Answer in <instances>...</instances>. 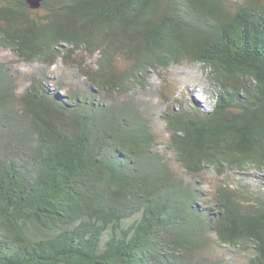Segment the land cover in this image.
<instances>
[{
  "label": "trees",
  "instance_id": "trees-1",
  "mask_svg": "<svg viewBox=\"0 0 264 264\" xmlns=\"http://www.w3.org/2000/svg\"><path fill=\"white\" fill-rule=\"evenodd\" d=\"M0 45L39 66L0 61V264H264V184L222 178L264 172V0H0ZM182 61L210 110L159 90L160 142L137 89Z\"/></svg>",
  "mask_w": 264,
  "mask_h": 264
},
{
  "label": "rangeland",
  "instance_id": "rangeland-1",
  "mask_svg": "<svg viewBox=\"0 0 264 264\" xmlns=\"http://www.w3.org/2000/svg\"><path fill=\"white\" fill-rule=\"evenodd\" d=\"M39 12L41 13V11ZM92 59L89 58L87 62L90 64V60ZM0 61L8 63L11 66V70L18 76H21L19 82L20 88L26 84L25 80H22V76H30V74L39 68L36 63H25L17 59L9 49L2 45H0ZM48 70V73L51 74L50 77L53 75L58 79L59 75L66 70V66L62 62H57L56 65L48 68ZM65 74L70 75L71 73ZM159 90L166 92L167 100H169L168 102H172L174 108H179L180 105L186 107L197 105L202 109H209L212 102V86L207 80L201 65L197 62L182 61L165 68L148 71L147 79L138 87L137 92L139 99L150 110L160 142L166 140L167 136L164 128L165 124L163 119L160 118V114L167 105L165 103L166 99L163 97V94L159 93ZM163 144L161 146H164ZM238 172H227L222 178L231 186L238 185L239 183L253 186L264 184V172L256 169ZM199 179L198 184H200V188L205 194L212 192L214 185L220 180L210 169H206ZM217 250L219 256L223 257L227 264H246L243 255L238 254L232 249H228L226 246H218Z\"/></svg>",
  "mask_w": 264,
  "mask_h": 264
},
{
  "label": "water",
  "instance_id": "water-1",
  "mask_svg": "<svg viewBox=\"0 0 264 264\" xmlns=\"http://www.w3.org/2000/svg\"><path fill=\"white\" fill-rule=\"evenodd\" d=\"M42 1L43 0H26L27 4L32 9L39 8L41 6V4H42Z\"/></svg>",
  "mask_w": 264,
  "mask_h": 264
},
{
  "label": "bare ground",
  "instance_id": "bare-ground-1",
  "mask_svg": "<svg viewBox=\"0 0 264 264\" xmlns=\"http://www.w3.org/2000/svg\"><path fill=\"white\" fill-rule=\"evenodd\" d=\"M210 109H202V111L204 112V111H209Z\"/></svg>",
  "mask_w": 264,
  "mask_h": 264
}]
</instances>
